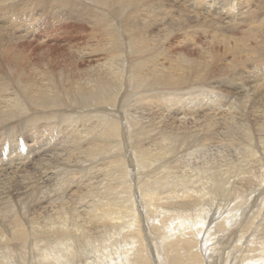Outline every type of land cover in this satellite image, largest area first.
<instances>
[{
	"label": "bare ground",
	"instance_id": "obj_1",
	"mask_svg": "<svg viewBox=\"0 0 264 264\" xmlns=\"http://www.w3.org/2000/svg\"><path fill=\"white\" fill-rule=\"evenodd\" d=\"M82 1L0 0V141L1 144L5 143L2 148L5 150L8 143L21 146L22 142L18 138L24 141L28 137L44 140L51 135H55L52 138L55 139L57 135L63 141V131H67L65 136L71 138L75 145L78 141L82 145V137L76 136V126H81L83 119L87 118L85 115L92 99H99L98 103L106 104L104 108L111 110L109 117L125 120L135 129L132 134L137 137L133 146L138 153L139 163L136 161V165L148 166L141 174L142 178L145 177L143 180L147 181L148 190L141 196L134 192L136 189L133 190L129 181L133 177L129 175L128 179L127 168L118 158L122 156L120 153L110 164L119 168L113 167L114 174L118 173L113 179L118 185H125L123 192H120L125 199L119 200L116 193L120 189L109 184L110 188L107 185L108 190H105L107 193L101 191L92 200V206L88 205V200L84 202V208L86 204L88 209L79 213L80 210L74 209L73 202L76 191L72 192L73 195L69 193L71 195L68 198H64L63 194L67 189L71 190L70 184L75 177L72 171L79 168L76 159L70 161L69 157L66 161L68 165H61L62 176L67 175L64 176L67 179L59 177L63 183L58 182V185L55 181L56 191L51 184L53 175L50 177L44 168L40 169L41 165L37 169L24 170V173L16 171L18 167L15 170L10 166L15 170L14 173L0 172V264H157L162 255L154 243L155 239L149 243L153 256L151 261V256H147V250L140 244L138 237L128 234L132 227L140 231L137 226L140 224L138 217L141 216L135 204H144L141 212H144V216L150 212L158 225L167 223L165 237L169 233L176 235L172 241H167L168 237L165 239L167 244L162 250L167 252L170 263L198 264V260L194 259L196 251L191 248L196 247V250L199 244L206 264H220L217 259H223V264H264V232L262 228L259 229V220L254 218L258 224H253L252 228L247 227L249 220L246 224L241 221L250 203H259L261 187L264 190V83H260V75L264 72V0H238L234 7L230 6L233 0H217L215 9L206 0H196L193 6L183 4V0H91V7ZM166 1L176 3L178 7L185 6L181 10H174L173 5ZM55 2L58 5L54 6ZM50 3L51 7L48 6ZM74 4L78 5V9L74 8L77 12L71 14L69 7ZM110 4L112 13L107 8ZM239 11L244 13V17L236 15ZM46 18H50L48 23H45ZM62 19L76 20L79 29L76 35L86 33L82 23L90 24L87 46H73L77 39L67 37L63 41L68 45V53L60 54L63 55L60 57L62 61L58 57H49L43 62H34L28 50H23L24 47L17 44L23 38L28 39L26 35L38 31L35 30L37 26L51 31L52 38L55 37L58 32L54 28ZM206 34L209 35L208 41L204 46H197L193 37ZM174 38L180 39L179 42H184L190 50L197 49L196 57L190 51L183 52L180 43H172ZM46 44L43 40L42 45ZM84 58L94 59L83 67ZM60 63H63L62 66ZM249 69L254 72H249ZM224 84L231 88L230 96L234 99L233 102H227L226 107L219 93ZM132 88L136 92L131 96L129 91ZM131 100L133 103L129 108L135 111L136 118L125 117L121 112ZM69 112L76 113V118L61 125L54 121H43L53 120L56 114ZM96 128L95 125H89L78 132L86 134L84 131H94ZM72 129L75 130L69 133L68 130ZM25 131H28V135L19 137ZM97 137H88L85 149H80L87 162H94L102 156V146L97 145ZM6 140L11 142L6 143ZM208 143L224 146L230 149L231 154L222 155L212 164L208 162L211 173H207L211 181L208 180L213 182L214 187L209 191L203 190L209 196L207 200L196 198L197 201L192 196L188 197V192L183 190L180 192L181 197H178L174 194L178 185L172 189L169 187L170 190L161 188L167 178V169L173 167L176 161L178 164L181 162L177 159L183 157L182 152L188 153L192 148L202 149ZM127 144L128 141H119L117 145L127 147ZM18 149L15 148L16 151ZM154 164L158 166L152 167ZM151 167L154 168L152 171ZM156 173L160 176L151 180V175ZM255 183L256 189H250L251 184ZM152 186L157 189L153 190ZM117 189L113 195L112 192ZM238 196L242 199L241 203H235L227 209L234 198L240 202ZM170 199L183 200L190 206L189 210L199 213L197 219L190 221V217L182 219L176 214L169 215L166 209L158 211L156 203L160 202L159 206L162 207L171 206L173 202ZM80 201L83 202L84 198ZM246 201L248 204L243 205ZM207 202L212 205H206ZM124 203L128 206H122ZM241 206H245L244 213ZM204 207H207L206 210ZM186 216L192 215L189 213ZM123 218L132 221H119ZM218 220L220 222L215 223ZM190 222L194 225H190ZM109 224L112 230L107 228ZM142 225L146 228V219ZM237 227L244 229L245 236L238 232L235 241H232V231ZM256 237L259 239L256 240ZM246 240H250V247L245 246ZM100 241H105V245L101 246ZM94 242L105 249L106 255H101L97 250L90 251L95 247ZM118 242L125 248L119 246L121 253L110 255L111 248L119 245ZM236 242L239 245H234ZM207 247H214L213 255L212 252L211 255L207 254ZM15 257L19 259L18 263L14 261ZM237 257L242 262H237ZM182 258L186 261L183 262Z\"/></svg>",
	"mask_w": 264,
	"mask_h": 264
},
{
	"label": "rangeland",
	"instance_id": "obj_2",
	"mask_svg": "<svg viewBox=\"0 0 264 264\" xmlns=\"http://www.w3.org/2000/svg\"><path fill=\"white\" fill-rule=\"evenodd\" d=\"M80 1H82V0H80ZM186 1H188V2H186ZM192 1V2H191ZM206 1H210V7H212V6H214L213 7V9H215V8H217V6H218V2H217V0H206ZM232 1V0H231ZM234 1V3L232 4L230 1V6L232 7H234V5H235V3H237V1L238 0H233ZM57 2V1H56ZM54 3V6L57 4V3ZM83 2H86V6H88V7H91V0H88V1H85V0H83L82 1V3ZM166 2H168V3H170L171 5H173L172 6V8L174 9V10H181V8H182V6H185V5H182L181 7L179 6L178 7V5L176 4V3H173V2H169V1H166ZM184 2V3H183ZM196 2V0H183L182 1V3L183 4H186V5H190V6H193V3H195ZM89 3V4H88ZM191 3V4H190ZM9 4V3H8ZM58 5V4H57ZM177 5V6H176ZM48 6H52V4L50 3ZM74 6V7H73ZM103 6V5H102ZM216 6V7H215ZM112 7V5L110 4L109 6H107V8H108V10H110V12L112 13L113 12V8H111ZM74 8H76V9H78V5H76V4H74V5H72V7H71V5H70V7H69V11H70V13L72 14L73 12H77L76 11V9H74ZM83 8H86V7H83ZM46 9V8H45ZM185 10H188L187 8L185 9ZM184 10V11H185ZM191 9H189V11H190ZM243 12H241V11H239V13L238 14H236V15H240L239 17H244V13L242 14ZM199 14H200V16H201V12H199ZM242 14V15H241ZM76 16V15H75ZM77 17V16H76ZM238 17V18H239ZM78 19H79V16L77 17ZM90 17L88 16V19H89ZM49 20H50V18H46V21H45V23L47 22H49ZM63 20V19H62ZM59 21V23H58V25L57 26H55V28H54V30H55V32H58V33H56V36L55 37H53L52 38V33H49V32H51V31H46V30H44V29H40L38 26H37V24H38V21H37V24H36V29L35 30H38V31H34V34H28V35H26L27 37H29L28 39L27 38H23V41H22V39L20 40V41H17V44H19V46L20 47H24V48H22L23 50H28L27 52H28V54L30 55V57H31V59L35 62V61H39V62H43V61H45V59H47V58H53V59H55L56 57H58L57 59L58 60H61L62 61V58H60V57H62L63 55H60L61 53H64V54H66V53H68V50H67V46L65 45V43H64V41H65V38H72V39H77L75 42H74V44H73V46H79V47H85V46H87L88 45V39L86 38L87 37V34H88V38H89V33H90V28H89V25L90 24H88V25H84L83 23H82V26H83V29L85 30L84 32H86V33H82V35H76L75 33L77 32V31H79V29L76 27V20H74V19H72V20H63V21ZM188 24H190V22L188 23ZM192 24H194V23H191V25ZM190 25V26H191ZM196 25V24H195ZM194 25V26H195ZM228 25V24H227ZM230 25V24H229ZM47 27V26H46ZM240 27H242V25L240 26ZM239 26L237 27V28H240ZM77 28V29H76ZM116 29H118V27L116 28ZM50 30H52V28H50ZM242 30V29H241ZM60 31V32H59ZM69 32V33H68ZM60 33V34H59ZM69 35H71V37H69ZM75 35V36H74ZM85 37H84V36ZM197 36H199V37H197ZM61 37V38H60ZM52 38V39H51ZM64 38V39H63ZM26 39V40H25ZM87 39V40H86ZM197 41H196V40ZM208 39H209V35L208 34H206V35H196L195 37H193V40L196 42V44H197V46H204V44L208 41ZM31 40V41H30ZM41 40V41H40ZM43 40H44V42H47V44L46 45H42L43 44ZM59 40V41H58ZM64 40V41H63ZM179 40L180 39H177V38H174V39H172L171 41H172V43H174V42H178V43H180L179 42ZM21 41H22V44H21ZM50 41V42H49ZM199 43H200V45H199ZM86 44V45H85ZM40 45H42L41 46V49H40ZM48 45V46H47ZM180 45H181V47H180V49H182L183 50V52H189V53H191L192 54V56L193 55H195L194 57H196V55H197V49H194V50H190L191 48L190 47H185V45H184V42H181L180 43ZM188 46H190L189 44H187ZM45 46H47L46 48H49V50H51V51H45V50H47L46 48H45ZM177 49H179V48H173V50H177ZM170 52H172V50H170V49H168ZM193 51V52H192ZM196 51V52H195ZM32 52V53H31ZM190 54V55H191ZM50 55V56H49ZM36 57V58H35ZM94 57V56H93ZM86 59V60H85ZM94 59V58H93ZM93 59H88V58H84V61H83V64H81V66H83V67H85V66H87V65H89V63H91V60L93 61ZM89 60V61H88ZM61 64H63V63H60V65ZM62 66V65H61ZM259 70H261V72L263 71L262 69H259ZM251 71H253L252 69H249V72H251ZM254 72V71H253ZM264 72H262L261 74H262V76L264 77V74H263ZM261 75H260V77H261V80L262 81H260V83H264L263 82V80H264V78L262 77ZM248 84V83H247ZM252 86H253V84H251ZM250 85V86H251ZM223 86H224V88H223ZM223 86H221L222 87V89L220 88L219 89V93H220V95L223 97L222 98V104L224 105V107H226L225 106V104L227 103V102H233L234 101V99H233V97L232 96H230L231 95V92H232V90H231V88H229L228 86H225V84L223 85ZM251 86V87H252ZM205 88L206 89H208L206 86H205ZM224 90V91H223ZM252 92H254L252 89H250ZM130 92V95L132 96L136 91H133V88L129 91ZM230 92V93H229ZM137 93H138V91H137ZM227 93V94H226ZM251 94H253V93H251ZM146 95V94H145ZM188 95V94H187ZM254 95V94H253ZM226 96V97H225ZM225 97V98H224ZM131 98H133V97H131ZM232 98V99H231ZM96 100H97V102H96ZM98 100L99 99H92V102H93V104L95 105H93L92 104V102H90L91 104H88V112L86 113V119H83L84 120V123L81 125V126H78V124H77V135L76 136H78L79 138H81L80 139V141L82 142V145H80V143H79V141H78V143L75 145L74 143H73V141L71 140V138H67L66 136H65V133L67 134V131H63V136H61V139H63V141L62 140H60L59 138H58V136L56 135V138L55 139H52V138H54V136H52L51 135V137L49 138V139H47V138H45L44 140H41V139H37V140H34V139H30L29 137L28 138H26L25 139V141L24 140H22V139H19L18 138V140L20 141V142H22V145L24 146H19L18 147V145H15V146H11V143H8V142H11L10 140H6V143H8V144H6V149L5 150H7V151H5V150H3V148H2V146H3V144H5V143H3V144H1V142H2V140L0 141V162H1V160H3V162H1L0 163V172L2 171V172H7L8 171V173H14L15 172V170L16 169H18L19 168V170H16V171H19V172H22V173H24V170H33V169H37L40 165H41V168L40 169H42V168H44L47 172H48V175L51 177L52 175H53V177H52V182H51V184H52V187L54 188V191H56L55 190V187H54V184H55V181H57V185L59 184L58 182H60V181H62L59 177H61L62 175H63V173L60 171L61 170V168H62V166L64 165V167L66 166V165H68V163L66 162L67 161V159L69 158V157H71V158H69L70 159V161H73V160H77L76 162H77V165L79 166V168H69V170L70 169H74V171H72V173L75 175V177H73V180L74 181H72V184H70V186H72L71 187V190L69 191V189H67L69 192H63V194L65 195H63L64 196V198H68V196H70L71 194H72V192L73 191H76V193H75V197L73 198V202H74V209L75 210H77V211H79L80 210V212L79 213H83L86 209H88V208H86V204H85V208H84V202H87V200H88V205L89 206H92V205H90L91 204V202H92V200H95V198L97 197V195H99V193H101V191L102 192H105V193H107L108 191H105V190H108V188H110V187H117L118 189H120L119 191H118V189L117 190H114L115 192H112L111 190V192H112V194L114 195L117 191V195L116 196H118V198H119V200H121V199H125V196H124V194H121L120 192H123L122 190H123V188L125 187V185L124 184H122V183H120L119 185H118V183H116V181L114 180V179H116L115 178V176L114 175H118V173H115L114 174V169H119L117 166H115V168L113 169V165H111L110 164V162L111 161H113V160H116L117 159V155L119 154L120 155V153H122V156L121 157H118V158H120L121 159V161H122V163H124V166H126L125 168H127V172H128V179H130L129 178V175L131 176V177H133V179L131 180H129L130 181V186H132V188H133V190H135L134 192L136 193V194H138L139 196H141L142 195V193H144V194H146V192H147V190H148V186L146 185V183H147V181H144L143 179H145V177L144 178H142V173L144 174V172H145V170H144V168H147L148 166L145 164V165H142V166H140V167H137V165H136V161L139 163V160H138V153L136 152V150H135V148H133V146L136 144V136H134L132 133H134V128L131 126V125H129V124H127L126 122H125V120H120L119 118H115V119H117V120H115L114 118H112V116H110L109 117V115L108 114H111L110 112H111V110L109 109V111H108V108H104V107H107L106 106V104H101L102 102H99L98 103ZM128 101H129V99H128ZM132 102V100L130 101V103L129 104H126V105H124L123 106V108L120 110L124 115H125V117H135L136 118V115L134 114L135 113V111H133V109H131V108H129V106L133 103H131ZM98 103V104H97ZM93 105V106H92ZM101 105H103V106H101ZM94 107V108H93ZM99 108H100V110H99ZM125 108V109H124ZM124 109V110H123ZM87 110V109H86ZM105 112H104V111ZM100 111V112H99ZM61 115H58V114H56V117H54L53 118V120L51 119V120H45V119H43V121H50V122H53V123H56V124H58V125H61V123H64L65 121H69V120H72V118H76V116L75 115H77L76 113H72V112H69V113H60ZM44 115H48V114H44ZM65 115H68V116H65ZM107 115H108V117H107ZM51 116H53V114H51ZM61 116V117H60ZM64 116V118H62ZM252 116V115H251ZM66 117V118H65ZM70 117V118H69ZM68 118V119H67ZM101 118V119H100ZM251 117L249 116V119H250ZM111 119V120H110ZM262 119L264 120V114H263V116H262ZM100 120V121H99ZM58 121V122H57ZM109 122V123H107V122ZM84 124H85V126H84ZM87 125V126H86ZM89 125H95L97 128H96V130H86V131H84L86 134H83V133H80V132H78L79 130H82L83 128L85 129V128H88V126ZM130 126V127H129ZM103 127V128H102ZM109 128V129H108ZM112 128V129H111ZM131 128V129H130ZM102 129V130H101ZM70 130V129H69ZM68 130V132L69 133H71L72 131H74L75 129H72L71 131H69ZM96 131V132H95ZM112 131V132H111ZM115 131V132H114ZM5 135H6V132H3ZM18 133V132H17ZM28 131H25V132H23L19 137H26L28 134ZM56 133H57V131H56ZM55 133V134H56ZM116 133V134H115ZM124 133V134H123ZM236 133H238L237 135H239L240 133L237 131ZM83 134V135H82ZM92 134V135H91ZM81 135V136H80ZM108 135V136H107ZM120 135V136H119ZM133 135V136H132ZM92 136H98L97 137V139H96V142H97V145H101L102 146V156H100V160L102 161V163H101V161H99V159H96L94 162H92V161H90V160H88V162L86 161V159L85 158H83V156L84 155H82V153H83V150H80L82 147H84L83 149H85V144H86V142H87V140H88V137H92ZM77 137V138H78ZM119 137V138H118ZM7 138V137H6ZM127 139V140H126ZM51 140V141H50ZM66 140V141H65ZM27 141V142H26ZM111 141V142H110ZM119 141H128V144H127V147H124L123 145H117L118 143H119ZM25 142V143H24ZM48 144V145H47ZM83 144H84V146H83ZM223 144V143H222ZM75 145V146H74ZM28 146V147H27ZM130 146V147H129ZM19 148L18 150L19 151H16L15 150V148ZM133 148V150H132V148ZM208 147V148H207ZM10 148V149H9ZM14 148V149H13ZM51 148V149H50ZM58 148V149H57ZM121 149V150H120ZM123 149H125V150H123ZM9 150H11V152L9 151ZM13 150V151H12ZM21 150V151H20ZM26 151V152H25ZM48 151V152H47ZM52 151V152H51ZM115 151V152H114ZM121 151V152H120ZM191 151H192V153H191ZM10 152V153H9ZM15 152H16V155H14L15 154ZM124 152H125V154H124ZM128 152V153H127ZM231 154V151H230V149H227V148H225L224 146H219V144L218 145H215V144H211V143H208L207 144V146L205 145L202 149L200 148V149H194V148H192L190 151H188V153L187 152H182V154H183V157H181L180 159H177L178 160V162L181 160V162L178 164V163H174V166L173 167H171V168H169V169H167V178H166V180L164 181V183L161 185V188L162 187H166L164 190H170V188L172 189L173 188V186H175V185H178V189H177V192L176 193H174V194H177L178 195V197H181L180 195H181V193H182V190L183 191H185V192H188L187 193V195H188V197L189 196H192L193 198H197L198 200H207L208 198H209V196H207L205 193H204V191L203 190H211V188H213L214 187V185H213V182H210L211 180H210V173L211 172H209V169L211 168L210 167V164H212L211 162L214 160V161H216V160H218V159H220L221 157H222V155H226V154ZM5 154H6V156H5ZM27 154H29V157L27 156ZM189 156H187V155ZM192 154V155H191ZM186 155V156H185ZM218 155V156H217ZM8 156V157H7ZM17 156V157H16ZM58 156V157H57ZM105 156V157H104ZM220 156V157H219ZM6 157V158H5ZM14 157V158H13ZM131 157V158H130ZM188 157V158H187ZM212 157H214V158H212ZM8 158L10 159V162H9V160H8ZM47 159V160H45V159ZM66 158V159H65ZM115 158V159H114ZM187 158V159H186ZM59 159V160H58ZM129 159V160H128ZM190 161H189V160ZM18 160V161H17ZM50 160H52V161H50ZM46 161L48 162V163H46ZM62 161H64V162H62ZM90 161V162H89ZM188 161V162H187ZM18 162V163H17ZM62 162V163H61ZM126 162V163H125ZM185 162V163H184ZM204 162H206V163H204ZM208 162L210 163V164H208ZM11 163V164H10ZM14 163V164H13ZM17 163V164H16ZM39 163V164H38ZM41 163V164H40ZM45 163V164H44ZM51 163V164H50ZM59 163H61V164H59ZM6 164V165H5ZM28 164V165H27ZM35 164H36V167H35ZM50 164V165H49ZM54 166H53V165ZM110 164V165H109ZM176 164V165H175ZM178 164V165H177ZM183 164V165H182ZM189 164V165H188ZM196 164V165H195ZM4 165V166H3ZM9 165V166H8ZM62 165V166H61ZM192 165H193V167H192ZM10 166H12V168L14 167L15 168V170L14 169H12ZM131 166V167H130ZM154 166V168H156L157 166H158V164H154V165H152V167ZM191 166V167H190ZM200 166V167H199ZM18 167V168H17ZM27 167V168H26ZM30 169H29V168ZM151 167V171L154 169V168H152ZM182 167V168H181ZM184 167V168H183ZM197 167V168H196ZM32 168V169H31ZM186 168H187V170H186ZM201 168V169H200ZM11 169V170H10ZM177 169V170H176ZM199 169V170H198ZM202 169H203V171H202ZM206 170V172H205V170ZM54 170V171H53ZM58 170V171H57ZM200 171V172H198V171ZM220 170H223V168H220ZM12 171V172H11ZM89 171H91L90 172V174L88 175V172ZM185 171V173H182V172H184ZM207 171H208V173H207ZM18 172V173H19ZM51 172V174H49ZM58 172V173H57ZM84 172V173H83ZM138 172H140V174L138 173ZM202 172H203V174H202ZM17 173V175L19 176V174L22 176L23 174L22 173H19L18 174ZM56 173V174H55ZM138 173V174H137ZM96 174V175H95ZM137 174V175H136ZM171 174V175H170ZM176 174V175H175ZM178 174V175H177ZM186 174V175H185ZM207 174V175H206ZM200 175H202V176H200ZM21 176H19V177H21ZM56 176V177H55ZM64 176H67V175H64ZM64 176H62L63 178H65V179H67L66 177H64ZM113 176V177H112ZM141 176V177H140ZM160 176V174L159 173H156V174H152L151 175V177H153V178H151V180H153L154 179V177H159ZM174 176V177H173ZM188 176V177H187ZM192 176V177H191ZM201 178H200V177ZM204 176H207V178L206 177H204ZM93 177V178H92ZM104 177V178H103ZM112 177V178H111ZM134 177H135V179H134ZM180 177V178H179ZM183 177V178H182ZM190 177V178H189ZM54 178V179H53ZM94 178H96V179H94ZM114 178V179H113ZM137 178V179H136ZM178 178V179H177ZM188 178V179H187ZM206 178V179H205ZM208 178H209V180H208ZM56 179V180H55ZM105 179H107V180H105ZM141 179V180H140ZM180 179V180H179ZM197 179V180H196ZM205 179V180H204ZM227 179V178H226ZM103 180H105V181H103ZM114 180V181H113ZM123 181L122 182H125V180L124 179H122ZM143 180V181H142ZM189 180V181H188ZM196 180V181H195ZM93 181V182H92ZM107 181V182H106ZM109 181V182H108ZM136 181V182H135ZM140 181H142V182H140ZM167 181V182H166ZM173 181L175 182V183H173ZM181 182H182V184H181ZM185 182V183H184ZM192 182V183H191ZM197 182H199V183H197ZM200 182H202V183H200ZM206 182V183H205ZM60 183H63V182H60ZM141 183V184H140ZM152 183V182H151ZM167 183H168V185H167ZM179 183V184H178ZM184 183V184H183ZM103 184V185H102ZM109 184H112L111 186L109 185ZM127 184V183H126ZM140 184V185H139ZM189 184V185H188ZM195 184V185H194ZM206 184V185H205ZM256 184L257 183H255V184H251V186L252 187H250V189H252L253 187V189H256ZM84 185H86V186H84ZM91 185V186H90ZM94 185V186H93ZM108 185V186H107ZM152 185V184H151ZM96 186V187H95ZM103 186V187H102ZM108 188H107V187ZM110 186V187H109ZM118 186H121L122 188H120V187H118ZM135 186H136V188H135ZM143 186V187H142ZM187 186V187H186ZM201 186V187H200ZM85 187V188H84ZM95 187V188H94ZM102 187V188H101ZM114 187V188H115ZM168 187V188H167ZM170 187V188H169ZM198 187V188H197ZM56 188H59L58 186H56ZM88 188V189H87ZM101 188V189H100ZM104 188V189H103ZM147 188V189H146ZM160 187H158V189H159ZM185 188H186V190H185ZM226 188V187H225ZM263 187H261V189H262ZM139 190V192H138V190ZM152 189L154 190V189H157V187H154V186H152ZM180 189V190H179ZM191 189V190H190ZM260 189V192H262V194L259 196V203L257 204H254V202L253 201H251V202H253V203H250V205H249V207L247 208L248 210H246L245 211V215L242 217V219H241V221H242V223L245 221V224L247 223V221H248V223H247V227L249 228V227H254V225L256 226L257 224H258V222H259V224H261V226L259 227V229L260 228H262L261 230L264 232V194H263V191ZM104 190V191H103ZM200 190V191H199ZM227 190H229V189H227ZM78 191V192H77ZM201 192V193H199V192ZM60 192H62V191H60ZM88 192H91V194H88ZM97 192V193H96ZM181 192V193H180ZM69 193H71L70 195H69ZM121 194V195H120ZM67 195V196H66ZM73 195V194H72ZM112 195V197H114ZM204 195H205V199H204ZM88 196V197H87ZM92 196V197H91ZM196 196H198V197H196ZM81 198H84V201L82 202V201H80V199ZM87 198H90V200L89 199H87ZM164 198H166V197H164ZM238 198L240 199V196H238ZM196 199V200H197ZM196 200H194L196 203H197V201ZM235 200H237V201H235ZM169 201H172V202H170V203H172V205L171 206H159V205H161V203L159 202V204H158V202L156 203V206H158L157 207V209H158V211H161V210H163V209H166L167 211V213L169 214V215H173V216H175V214H176V217H181L182 219H189L188 217H190V221L191 220H193L194 219V221H195V219H197V215L199 214V213H193V211H191V210H189V207L190 206H188L183 200H172V199H170ZM186 201V200H185ZM241 201H242V199H240V202H238V199L237 198H234V200H232V202L230 203V207L229 206H227V209H230L235 203H241ZM193 202V201H192ZM194 202V203H195ZM176 203V204H175ZM185 203V204H184ZM244 203V202H243ZM110 204V203H109ZM184 204V205H183ZM215 204V203H214ZM248 203H247V201H246V204L244 203L243 205H247ZM187 205V206H186ZM206 205H212V203L211 202H207V204ZM263 205V206H262ZM81 206V207H80ZM88 206V207H89ZM113 206H115V203L113 204ZM122 206H125V207H127L128 206V204H126V203H124V204H122ZM135 206H136V210H137V212H138V215L139 216H141V217H138V221H139V223L141 224H139V226H137V228L139 227V232H137L136 231V229H135V227H132V228H130L129 229V231L130 232H128V234L129 235H133L134 237H138V239H139V242H140V244L141 245H144V246H142V247H144L146 250H147V256H151L150 257V260L151 261H153V256L151 255V253H150V245H149V243H152L153 242V238L155 239V241H154V243L157 245V247H159V251H160V255H162V259L160 260V261H157V264H177V263H170L171 261H170V259L168 258V256H167V252H165V251H162L164 248V245L165 244H167V242H166V240L167 241H172V240H174L175 238H176V235L174 236L173 234H171V233H169L168 235H167V237H165L166 236V229H165V224H167V223H164V224H162V225H158V222L156 221H153V216H152V214H150V212L146 215V216H144V212H141V209L143 208L144 209V204H142V205H139L138 206V204H135ZM221 206V205H220ZM258 206V207H257ZM261 206V207H260ZM77 207V208H76ZM229 207V208H228ZM245 207V206H244ZM244 207H240L241 209H242V211H243V213H244ZM205 208V210H206V208L207 207H204ZM226 208V207H225ZM106 209L108 210V207H106ZM186 209V210H185ZM261 209V210H260ZM140 210V211H139ZM180 210H181V212H180ZM257 210H259L258 211V213H257V216H256V212H257ZM186 211H187V213H186ZM140 212V213H139ZM193 216H186V215H189V213ZM112 213V212H111ZM110 213V214H111ZM120 214H123V212L122 211H120ZM181 214V215H180ZM183 215V216H182ZM258 215H260V216H258ZM112 216V215H111ZM256 216V217H255ZM143 217H145V219H146V228H144V226L142 225L143 224V221L145 220H143ZM185 217V218H184ZM222 217H224V215L222 216ZM248 219H247V218ZM130 218V217H129ZM192 218V219H191ZM258 221H256L255 219ZM258 218V219H257ZM141 219V220H140ZM244 219V220H243ZM89 220V219H88ZM131 219H128V218H126L125 220H124V218L122 219V220H119V221H123V222H129ZM157 220H159V219H157ZM168 220V219H167ZM118 221V223H120ZM132 221V220H131ZM220 221L218 220V221H215V223H219ZM261 222V223H260ZM263 222V223H262ZM154 223H156V224H154ZM177 223V222H176ZM254 224V225H253ZM128 224L126 223V226H127ZM190 225H194L193 224V222H190ZM243 226V225H242ZM164 227V228H163ZM168 227H170V225L168 224ZM194 227V226H193ZM251 227V228H252ZM107 228H109L110 230H112V228H111V225L109 224L108 226H107ZM214 228V227H213ZM163 229V230H162ZM154 230V231H153ZM155 230H159V231H155ZM244 230V229H243ZM243 230L241 229H239V227H237V228H235V229H233V234H232V241H235V236L238 234V232H239V234L241 233V235H243ZM162 231V232H161ZM118 232V231H117ZM117 232L116 233H113L114 235H116L117 234ZM142 232V233H141ZM139 233V234H138ZM147 235V236H146ZM164 235V236H163ZM219 235H221L220 233H219ZM148 237V238H146V237ZM234 236V237H233ZM243 236H245V235H243ZM114 237H117V236H114ZM124 237V236H123ZM150 237V238H149ZM121 238V237H120ZM167 238V239H166ZM249 238H251V237H249ZM137 239V240H138ZM143 239V240H142ZM149 239V240H148ZM166 239V240H165ZM257 239H259V237H256V240ZM142 240V241H141ZM148 240V241H147ZM253 240V239H252ZM150 241V242H149ZM148 242V243H147ZM249 242H250V240H246L244 243H245V246L247 247V246H249ZM252 242V241H251ZM256 242V241H255ZM119 243V245H114L112 248H111V252H110V255H112V254H114V253H117V255L118 254H120L121 253V250H120V247L122 246L123 248H125V246H123V244L121 243L120 244V242H118ZM257 243V242H256ZM94 244H95V247H94ZM97 242H94L93 243V247L94 248H89L90 249V251H93V250H97L101 255H106V253H105V249H103V248H100V247H98L97 246ZM100 244H101V246H104L105 245V241H100ZM108 245V244H107ZM234 245H239V243L238 242H236ZM120 246V247H119ZM161 246V247H160ZM198 246V248L195 250V248L196 247H192L191 249H192V251H196V253L194 254V259H196V260H198L197 261V263L198 264H206L205 263V258L203 257V253H200V250H201V246L198 244L197 245ZM106 247V246H105ZM117 247V248H116ZM250 247V246H249ZM113 248H114V250H113ZM194 248V249H193ZM214 248V247H213ZM213 248L212 247H207V249H206V252H207V254H209V255H211V253L210 252H212V255H213ZM93 249V250H92ZM117 249V250H116ZM104 250V251H103ZM124 250V249H123ZM199 251V252H198ZM251 252H253V251H250V253ZM100 254H98V256H100ZM114 255H116V254H114ZM195 255H197V256H195ZM154 256H155V254H154ZM237 256V255H236ZM118 257H120L121 258V255H119ZM148 257V258H149ZM216 259H217V257H215ZM165 259V260H164ZM183 259V258H182ZM16 260V261H15ZM18 258L17 257H15L14 258V261L15 262H17L18 263ZM101 260H103V259H101ZM157 260V259H156ZM163 260H164V263H163ZM233 260V259H232ZM237 262H242V260H239L238 259V257L235 259ZM89 261V260H88ZM104 261V260H103ZM121 261H122V258H121V260H120V263H121ZM167 261H168V263H167ZM184 261H186V259H183V262ZM218 261H220L219 263L220 264H223L222 262H224V260L222 259V260H218L217 259V262ZM235 262V261H234ZM233 262V263H234ZM156 263V262H155ZM182 263V262H181ZM179 264V263H178ZM183 264V263H182ZM241 264V263H240Z\"/></svg>",
	"mask_w": 264,
	"mask_h": 264
},
{
	"label": "snow or ice",
	"instance_id": "obj_3",
	"mask_svg": "<svg viewBox=\"0 0 264 264\" xmlns=\"http://www.w3.org/2000/svg\"><path fill=\"white\" fill-rule=\"evenodd\" d=\"M85 22H87V21H85Z\"/></svg>",
	"mask_w": 264,
	"mask_h": 264
}]
</instances>
